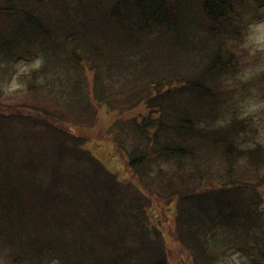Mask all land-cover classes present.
Here are the masks:
<instances>
[{"label":"trees","instance_id":"trees-1","mask_svg":"<svg viewBox=\"0 0 264 264\" xmlns=\"http://www.w3.org/2000/svg\"><path fill=\"white\" fill-rule=\"evenodd\" d=\"M246 5L0 0V264H171L152 195L194 264H264V141L228 98ZM100 105L130 178L84 146Z\"/></svg>","mask_w":264,"mask_h":264},{"label":"rangeland","instance_id":"rangeland-1","mask_svg":"<svg viewBox=\"0 0 264 264\" xmlns=\"http://www.w3.org/2000/svg\"><path fill=\"white\" fill-rule=\"evenodd\" d=\"M246 18L251 19L248 32L244 35L243 41L238 49L242 53V64L238 77L230 83L228 98L233 105L237 107V114L240 117L250 116L253 120L252 126L259 128L260 133L257 138L264 141V31L256 30L253 25L264 22V9H254L246 5ZM37 60H24L17 62L18 70L27 69L34 64H39ZM4 76L2 87L4 91L10 92L19 85L17 74L12 75L11 79ZM231 103V104H232ZM137 109V110H136ZM131 110L135 114L139 112L136 108ZM99 118L94 126L80 127L83 134L88 137L84 146L92 151L113 173L115 172L121 179L130 178L128 167L125 164V158L118 152L119 150L107 134L108 127L112 121L120 115L116 111H108L105 105H100ZM152 195V193L150 192ZM153 201L150 209L151 219L164 232L165 241L168 251H170L169 261L171 264H194L183 251L186 249L179 248L180 244L175 237V216L177 212L176 202L167 203L152 195ZM179 245V246H178ZM183 256V257H182ZM224 264H253L241 249L232 251L224 259ZM4 259L0 257V262ZM50 264H61L58 261H52Z\"/></svg>","mask_w":264,"mask_h":264},{"label":"clouds","instance_id":"clouds-1","mask_svg":"<svg viewBox=\"0 0 264 264\" xmlns=\"http://www.w3.org/2000/svg\"><path fill=\"white\" fill-rule=\"evenodd\" d=\"M253 27L258 31H264V22H261L257 25H253Z\"/></svg>","mask_w":264,"mask_h":264}]
</instances>
